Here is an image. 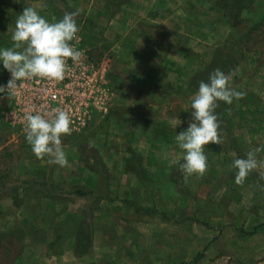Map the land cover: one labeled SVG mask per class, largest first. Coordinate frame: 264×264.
I'll return each mask as SVG.
<instances>
[{"label":"crops","instance_id":"crops-1","mask_svg":"<svg viewBox=\"0 0 264 264\" xmlns=\"http://www.w3.org/2000/svg\"><path fill=\"white\" fill-rule=\"evenodd\" d=\"M34 1L0 0V49L13 47L16 19L24 8L37 7L38 13L49 22L62 19L65 10L78 12V33L92 38L90 48H103L104 55L110 58L106 61L110 65L105 62L104 67L109 68L111 75L102 85L103 109L93 110L82 130L62 136L77 142L73 147L62 144L69 166L58 167V171L74 169L82 181L74 185L73 180L67 179L61 189L63 195H52L50 188L43 190L41 196L32 194L24 200L26 209L46 204L33 213H25L29 214L26 216L18 211L16 205L20 201L11 197L16 211L10 214V219L7 217L6 230L13 228L14 220L17 228L25 226V240L11 264H96L91 254L94 247L104 245V240L108 245L109 239H98L108 236L106 231L98 232L95 227L97 231L91 233L89 228L91 240L95 238L96 244L94 241L93 245L81 244L83 220L97 218L95 210L90 215L88 197L99 190L105 195L119 191L127 195L128 201L138 203L147 196V182L159 180L170 185L173 178L168 173L173 172V152H184L175 136L187 129L192 97L199 87L195 78L207 70L202 60H194L184 52L197 47V52L207 51L196 54L197 57L211 56L210 50L222 48L231 32L247 24V11L255 5L243 12V22L233 28L215 0H125L118 4L117 10L111 8L109 0H37L36 5ZM88 20H93L98 29L83 28ZM144 25L162 28L167 33L166 43L151 40L141 29ZM9 79L10 73L0 62V85ZM9 105L6 97L0 99V113L7 111ZM173 118L177 119V128L169 124ZM224 133L226 128H220V135ZM81 138L86 140L84 147ZM87 145L103 158L108 173L104 181L99 172L79 159L80 152L76 149H85ZM209 145L212 144L204 149H209ZM77 191L84 195H78ZM57 239H61L60 246L54 244Z\"/></svg>","mask_w":264,"mask_h":264},{"label":"rangeland","instance_id":"rangeland-1","mask_svg":"<svg viewBox=\"0 0 264 264\" xmlns=\"http://www.w3.org/2000/svg\"><path fill=\"white\" fill-rule=\"evenodd\" d=\"M109 1L111 8L117 10L118 4L125 0ZM253 4L255 8L247 11V24L231 32L221 43L222 48L217 46L210 50L211 56L197 57L196 54L206 51L197 52V47L184 52L194 60H202L208 68L215 55L222 51L220 65L225 73L231 74L230 86L246 93L243 99L234 100L231 105L219 102L216 114L221 118L220 128H226L227 133L221 136L222 144L204 149L206 173L203 177L193 175L185 182L178 167L184 162L185 154L175 151L173 161L178 163L173 164V172L168 173L172 182L170 185L159 180L147 182L144 200L128 201L127 195L119 191L105 195L99 190L98 194H91L88 197L90 215L95 210L97 218L83 220L81 244L93 245L92 241L96 244L95 238L91 240L89 228L91 233L97 229L102 233L106 231L108 236L98 239H109L108 245L104 240V245L94 247L91 254L96 264H264V227L259 226L264 225V167L251 172L242 185L235 183L237 169L232 167L235 159L246 158L250 150L264 147V22L256 26L257 21L264 19V0H251L249 6ZM93 23L88 20L83 28L98 29ZM141 29L151 40L166 43L167 33L162 28L144 25ZM77 35L101 70L102 81L107 82L111 73L104 63L110 58L104 55L102 47L90 48L92 38ZM201 80L197 78L195 84ZM6 110L0 113V264L13 263L25 240V226L17 228V220L13 228L6 230L10 214L16 211L11 197L20 201L16 206L26 216L29 214L25 213H33L46 204L26 209L24 200L32 194L41 196L43 190L50 188L52 195L58 196L67 179L73 180L74 185L81 180L74 169L58 171L60 166L48 163L47 157L38 159L21 128L8 119L9 106ZM86 122L76 130L85 128ZM61 139L62 144L69 147L77 142L70 137ZM84 141L85 138H81L82 145ZM76 150L80 152L82 164L99 172L104 181L108 173L97 150L93 151L89 145ZM257 158L264 160V151L258 153ZM60 240H54V244L60 246Z\"/></svg>","mask_w":264,"mask_h":264},{"label":"clouds","instance_id":"clouds-1","mask_svg":"<svg viewBox=\"0 0 264 264\" xmlns=\"http://www.w3.org/2000/svg\"><path fill=\"white\" fill-rule=\"evenodd\" d=\"M78 15V12H65L59 21L49 22L36 9L24 8L16 19L12 35L13 47L0 49V62L10 73L7 84L0 85V99L14 95L21 86L18 84L21 81L34 78L50 81L65 79L66 74L71 71L68 60L75 63L83 55L71 43L78 39ZM230 80V73L216 68L210 73L207 82H199L198 91L192 97L191 119L187 129L175 136L178 147L185 152L184 162L178 165L185 182L193 175L203 177L206 173L208 166L204 147L209 143H223L219 116L216 114L219 102L231 105L234 100L243 99L246 95L231 87ZM24 120L26 124L23 131L33 154L41 160L47 157L50 164L69 166L61 139L62 136L71 134L72 121L69 113L61 108H54L47 115L29 112ZM169 124L174 128L178 127L176 118L169 120ZM262 151L264 147L254 148L246 154V158L234 160L232 167L237 169V185H242L251 172L264 167V160L257 158V154Z\"/></svg>","mask_w":264,"mask_h":264},{"label":"built area","instance_id":"built-area-1","mask_svg":"<svg viewBox=\"0 0 264 264\" xmlns=\"http://www.w3.org/2000/svg\"><path fill=\"white\" fill-rule=\"evenodd\" d=\"M72 45L83 55L78 62L68 60L71 69L62 81H50L34 78L18 82L21 86L14 95H9L7 117L18 125L23 135L27 113L49 114L54 108H61L69 113L71 131L79 129L86 122L90 113L104 107V94L101 70L91 60L82 46V38L73 40Z\"/></svg>","mask_w":264,"mask_h":264},{"label":"trees","instance_id":"trees-1","mask_svg":"<svg viewBox=\"0 0 264 264\" xmlns=\"http://www.w3.org/2000/svg\"><path fill=\"white\" fill-rule=\"evenodd\" d=\"M215 4L224 12L225 18L228 20L231 27H237L239 26L243 20V12L248 8V6L251 4V0H215ZM264 22V19L260 20L256 26H260ZM222 51H219L215 58L213 59L212 65H210L204 74L200 75L197 78H201L203 80L201 81H208V77L212 71H214L216 68H220L222 70V66L220 65L221 57L223 56ZM222 63V62H221ZM223 64V63H222ZM196 78V79H197ZM195 79V80H196ZM196 85L199 86L198 83ZM221 119V118H220ZM77 194L80 196H83L84 193L81 191H77ZM165 216V215H163ZM260 227H264V225H259ZM200 257L197 256L196 259ZM195 259V261H196Z\"/></svg>","mask_w":264,"mask_h":264}]
</instances>
